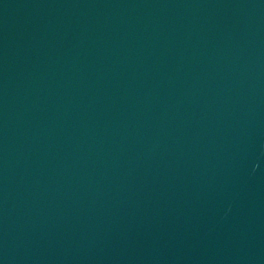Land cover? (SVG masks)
Here are the masks:
<instances>
[{
  "label": "water",
  "instance_id": "95a60500",
  "mask_svg": "<svg viewBox=\"0 0 264 264\" xmlns=\"http://www.w3.org/2000/svg\"><path fill=\"white\" fill-rule=\"evenodd\" d=\"M0 264H264V0H0Z\"/></svg>",
  "mask_w": 264,
  "mask_h": 264
}]
</instances>
